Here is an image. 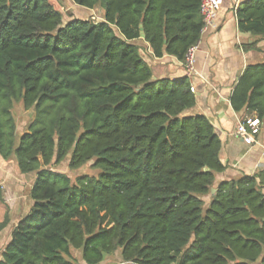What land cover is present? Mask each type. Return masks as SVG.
<instances>
[{"label":"trees","instance_id":"obj_1","mask_svg":"<svg viewBox=\"0 0 264 264\" xmlns=\"http://www.w3.org/2000/svg\"><path fill=\"white\" fill-rule=\"evenodd\" d=\"M73 1L104 20L0 0V156L35 175L0 264H79L76 250L86 264L118 251L132 264H264V171L212 193L226 169L212 121L192 112L189 77L153 79L136 43L143 26L152 56L184 62L202 0ZM236 16L240 32L264 38V0H242ZM19 102L36 110L20 136ZM231 103L264 122V63L245 69ZM91 161L98 176L57 169Z\"/></svg>","mask_w":264,"mask_h":264},{"label":"crops","instance_id":"obj_2","mask_svg":"<svg viewBox=\"0 0 264 264\" xmlns=\"http://www.w3.org/2000/svg\"><path fill=\"white\" fill-rule=\"evenodd\" d=\"M64 2L68 3L67 9L73 13L64 15L65 20L72 18L104 20V12L100 7L89 9L77 5L73 0ZM255 42L256 48L249 50L245 48L246 45ZM136 43L143 47L142 54L151 65L153 79L189 77L197 98L192 112L207 116L222 141L220 156L226 169L216 174L213 188L217 190V186L223 181L264 171V122L258 136V141L262 145H248L237 135L236 130L242 120L254 115L247 109L236 111L231 103L235 86L245 69L250 65L264 63V42L250 33L240 32L236 11L231 8L230 0H225L217 17L202 31L195 53V69L191 74L184 62L175 56H152L150 45L142 36ZM9 161L14 160H6L0 156V188L5 192L3 199L0 197V222L6 215L9 216V223L0 230V260L12 238L15 225L31 210L34 203L30 193L35 175L18 172L15 177V174L7 173ZM73 255L79 264H86L81 259L80 251H74ZM116 255L121 258V251L116 252ZM110 259L111 255H107L101 264ZM120 260L122 261V258Z\"/></svg>","mask_w":264,"mask_h":264},{"label":"rangeland","instance_id":"obj_3","mask_svg":"<svg viewBox=\"0 0 264 264\" xmlns=\"http://www.w3.org/2000/svg\"><path fill=\"white\" fill-rule=\"evenodd\" d=\"M51 1L53 2L54 6L58 8V10H62V12H64L65 16H68L69 14L70 15L73 14L71 10L67 9V6L69 7V5L68 3L64 2V0H51ZM260 39L263 40L264 42V38H260ZM13 114H14V117L16 119L17 126H18V135L20 136L24 131H27L29 129L30 124L34 121L36 117V110H35V107H32L30 109H25L23 103L19 102L14 105ZM92 164L93 162L91 161L87 163L86 165L82 166L81 168L77 170H73L68 167V162H63L58 166L57 169L59 171L69 174L72 177V179L75 180L77 176L84 175V174H87L90 176H98L101 170L94 168ZM6 172L13 173V175L15 174V177H17L16 173L20 172V170L18 169L16 162L9 161ZM4 196H5V192L2 188H0L1 199H3ZM204 198H205V202L207 203L209 202L211 195H207ZM120 259L121 258H119L118 255H116L115 253V255L114 254L111 255L110 260H106L103 264H132V263H124Z\"/></svg>","mask_w":264,"mask_h":264},{"label":"built area","instance_id":"obj_4","mask_svg":"<svg viewBox=\"0 0 264 264\" xmlns=\"http://www.w3.org/2000/svg\"><path fill=\"white\" fill-rule=\"evenodd\" d=\"M224 2L225 0L201 1V15L204 23L203 31L212 23L214 18L217 17L219 11L224 5ZM230 2L231 8L234 11H237L242 0H230ZM197 49L198 44L191 47L186 56V60L184 61V65L186 66L190 74L193 73L195 69V53ZM262 125L263 121L259 117H247L238 124L236 133L238 136L242 137L248 145H262L258 141V136L261 133Z\"/></svg>","mask_w":264,"mask_h":264},{"label":"water","instance_id":"obj_5","mask_svg":"<svg viewBox=\"0 0 264 264\" xmlns=\"http://www.w3.org/2000/svg\"><path fill=\"white\" fill-rule=\"evenodd\" d=\"M141 36H142L143 38H145V33H144L143 26H141ZM215 191H216V189L213 188L212 192L214 193Z\"/></svg>","mask_w":264,"mask_h":264}]
</instances>
